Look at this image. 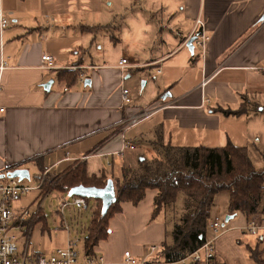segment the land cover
<instances>
[{"label":"crops","instance_id":"obj_1","mask_svg":"<svg viewBox=\"0 0 264 264\" xmlns=\"http://www.w3.org/2000/svg\"><path fill=\"white\" fill-rule=\"evenodd\" d=\"M66 2L0 0L9 22L0 27V63L7 64L0 85V172L33 168L46 177L77 162L86 166L88 177L105 174L116 184V168L121 176L124 168H137L145 150L159 157L153 147L160 137L174 147L232 143L248 150L255 167H264V108L259 106L264 101V0H174L167 11L159 2L160 11L153 13L161 16L152 22L136 17L124 33L123 26L112 24L87 30L93 27L69 16ZM176 15L179 22L171 24ZM197 19L210 36L202 56L198 47L194 53L187 47ZM43 55L53 57L56 69H42ZM123 58L131 66L122 72ZM70 70L80 71L85 82L77 79L68 88L59 73ZM50 81V89H44ZM140 82L141 100L124 105L122 89L139 94ZM244 104L247 113L220 112L238 111ZM139 111L151 116L131 125ZM223 194L228 195L224 205L219 203ZM155 196L150 190L138 205L123 203L93 252L120 263L126 252L142 260L150 246L172 244L175 219L165 211L153 216ZM98 205L96 200L87 210L91 222ZM228 208L229 194H218L211 217L232 216L216 244L218 262L254 264L244 244L260 243L264 256V231L252 238L244 231L250 220L240 212L230 215ZM66 210L58 212L65 246L78 236L85 250L91 222L73 236ZM41 214L28 220L30 231ZM154 259L164 261L161 252Z\"/></svg>","mask_w":264,"mask_h":264},{"label":"trees","instance_id":"obj_2","mask_svg":"<svg viewBox=\"0 0 264 264\" xmlns=\"http://www.w3.org/2000/svg\"><path fill=\"white\" fill-rule=\"evenodd\" d=\"M87 30L94 32L97 29ZM79 76L78 70L59 73V78L68 88L76 83ZM247 111L245 104L238 111L220 110L227 116H238ZM153 148L159 155L157 159H144L137 168L123 169L121 180L115 184L116 202L106 215L102 214V202L97 200L99 205L85 238L87 254H92L93 248L107 237L108 222L121 211L122 204L138 205L150 190L156 192L153 216L165 211L175 219L173 242L161 247V255L166 262L183 259L205 243L215 198L220 193L229 194L230 215L240 212L250 221L256 215L264 217V167H255L246 148L232 143L222 148L174 147L161 141V137ZM53 175L54 180L43 182L41 196L55 190L68 194L79 186L101 189L110 180L105 174L88 177L86 166L77 162L62 173L47 177ZM38 180L40 183L41 178ZM54 183L57 185L52 186ZM180 198L183 204L178 212L176 205ZM247 249L254 264H264L260 243Z\"/></svg>","mask_w":264,"mask_h":264},{"label":"built area","instance_id":"obj_3","mask_svg":"<svg viewBox=\"0 0 264 264\" xmlns=\"http://www.w3.org/2000/svg\"><path fill=\"white\" fill-rule=\"evenodd\" d=\"M0 27L5 29L9 22L0 12ZM196 47L200 50V55H205L210 36L206 30L203 20L197 19L195 23ZM42 69H56L55 60L50 55H43ZM131 65L129 61L123 58L119 63L122 72ZM7 69L5 62L0 63V85L3 72ZM81 83L85 82V76L80 75ZM122 102L124 105H132L133 99L129 89H122ZM208 102V101H207ZM151 116L150 111H139L130 121L135 125L138 121L147 119ZM133 149V146L131 147ZM15 170L8 169L0 172V264H217V241L225 233V221L220 216L211 217L207 227V237L205 243L186 256L183 259L173 262L158 261L155 258L162 248L156 245L150 246L148 255L144 259H136L129 252H126L124 259L120 263H108L102 255L95 252L87 254L81 248V239L76 236L70 238L65 249L54 250L51 254L30 253V229L27 222L29 219H36L42 211V202H39L37 212L31 217L29 208L18 207L23 196L30 191H40L42 184L35 188H29L18 178H13L11 173ZM72 208L80 212L90 209L89 202L86 198L73 196L61 200L59 208L60 213ZM66 229L68 227L66 226ZM244 231L250 235L259 236L264 231V217L256 215L244 228ZM23 241L20 242V237Z\"/></svg>","mask_w":264,"mask_h":264},{"label":"rangeland","instance_id":"obj_4","mask_svg":"<svg viewBox=\"0 0 264 264\" xmlns=\"http://www.w3.org/2000/svg\"><path fill=\"white\" fill-rule=\"evenodd\" d=\"M159 2H165L167 11L174 0H67L66 4L69 7V16H72L76 19H81L83 22L89 23L93 28L107 26L110 24L117 27L123 26L124 33L126 31L125 29H127V26H131L132 19L136 17H141L143 20L147 18L149 22H152L161 16H156V14L160 11ZM73 6L75 7L72 10ZM153 11L156 14H154ZM44 12L38 13V15L42 16ZM169 22L171 24L178 23V16L176 15L173 19L169 20ZM194 48H196V43H194ZM141 86L142 83L140 82L138 85V88L140 89L139 94H137L136 91L134 93L132 92L131 94L134 104H137L141 100ZM253 106L255 107V105ZM259 106L264 108V101H261ZM259 112L260 111H258V113ZM144 156L145 159L148 160L157 159V154L152 150H145ZM256 168L261 167L259 164H256ZM29 172L31 178L24 181V184H26V186L29 188L37 187L39 184V178H41L40 183L42 181L45 183L47 181L50 182L55 179L54 175L49 177H41V175L38 174L39 170H34L33 168L30 169ZM114 174L115 178L121 180L122 176L120 168H116ZM42 185H44V183ZM56 185L57 183H54L52 186ZM40 193L41 191L32 190L25 194L18 204V207L29 208L31 212L30 218H32L37 212L39 202H42V214L40 219L30 231V253H42L49 255L54 250L65 249L67 247L65 246L66 232H64L58 226L60 223L59 218L61 217L58 211L61 205V199H67L70 197L68 194L61 193L59 191H53L47 196H41ZM226 195L227 194H223L219 197V203L223 205L225 204ZM94 203L95 200L90 201L91 207H93ZM181 205L182 199L180 198L176 205L178 212L181 209ZM65 218L68 220L73 236L81 235L83 234L82 231H84L86 227L88 228L91 222V211L89 210L79 213V211L69 208L65 211ZM251 237L255 238L254 236ZM248 240L249 239H247V242ZM19 241H23V236L20 237ZM244 251L245 254L247 253V255H249L246 244H244Z\"/></svg>","mask_w":264,"mask_h":264},{"label":"water","instance_id":"obj_5","mask_svg":"<svg viewBox=\"0 0 264 264\" xmlns=\"http://www.w3.org/2000/svg\"><path fill=\"white\" fill-rule=\"evenodd\" d=\"M196 39V36H194L187 43V47L192 53H194V43ZM52 84L53 81L46 83L44 85V89L49 90ZM143 160L144 159L142 158L141 161ZM11 176L13 178H18L20 181L29 180L31 178L30 172L27 169L14 170L11 173ZM68 196H77L90 200H100L102 202V214L106 215L111 206L116 202L115 183L113 180H108L107 185L101 189L84 186L75 187L68 193ZM230 219H232V216L226 217L225 222H229Z\"/></svg>","mask_w":264,"mask_h":264}]
</instances>
